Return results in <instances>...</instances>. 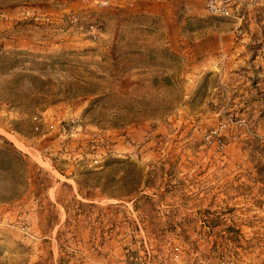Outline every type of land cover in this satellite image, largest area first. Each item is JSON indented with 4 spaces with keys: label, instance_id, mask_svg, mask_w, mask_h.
<instances>
[{
    "label": "rangeland",
    "instance_id": "1",
    "mask_svg": "<svg viewBox=\"0 0 264 264\" xmlns=\"http://www.w3.org/2000/svg\"><path fill=\"white\" fill-rule=\"evenodd\" d=\"M218 1L183 37L133 0H0V264H264V0Z\"/></svg>",
    "mask_w": 264,
    "mask_h": 264
},
{
    "label": "crops",
    "instance_id": "2",
    "mask_svg": "<svg viewBox=\"0 0 264 264\" xmlns=\"http://www.w3.org/2000/svg\"><path fill=\"white\" fill-rule=\"evenodd\" d=\"M133 6L134 11L137 13H146L155 15V17L165 16L171 21H180L181 26L178 36L181 34L183 37L187 35L199 36L200 32L190 30V26L195 21L209 18V14L205 9V0H133ZM205 32H207L205 37L201 41L196 40L194 45L201 44L205 52L209 53L216 46L217 33L210 30ZM183 43H186V40Z\"/></svg>",
    "mask_w": 264,
    "mask_h": 264
},
{
    "label": "trees",
    "instance_id": "3",
    "mask_svg": "<svg viewBox=\"0 0 264 264\" xmlns=\"http://www.w3.org/2000/svg\"><path fill=\"white\" fill-rule=\"evenodd\" d=\"M3 65H4V67L6 66V62L4 61V63H2ZM17 63H16V60H13V62H12V64L11 65H9V67L11 68V67H15V65H16ZM4 69V68H3ZM170 78H172L171 76H167V77H164L163 78V80H165V81H169L170 80ZM4 86H5V88L3 89L4 90V93H8V95H6V96H2L3 98H5V100L7 101V102H11V103H13V101H14V89L12 88V86H11V83L9 84V82H6L5 84H4ZM9 93H11L10 95H9ZM106 101V99H104V98H99V99H96L94 102H93V105H95V104H100V103H103V102H105ZM8 152V149H0V164H2L3 165V162L2 161H5L4 160V157L5 156H7L6 155V153ZM123 165H125V167H129V169H132V170H136V171H138L139 173L141 172V170H139L138 168H137V166H135L134 164H132V163H125V164H123ZM137 184L139 185L140 184V181H138L137 182ZM138 188H139V186H137V188L136 189H134L131 193V195H133V194H135V193H138L140 190H138ZM131 195H128V196H131ZM125 197H127V196H116V197H113V198H115V199H119V200H122L123 198H125Z\"/></svg>",
    "mask_w": 264,
    "mask_h": 264
},
{
    "label": "bare ground",
    "instance_id": "4",
    "mask_svg": "<svg viewBox=\"0 0 264 264\" xmlns=\"http://www.w3.org/2000/svg\"><path fill=\"white\" fill-rule=\"evenodd\" d=\"M107 2H103L106 4ZM221 3L218 0H206V7L211 14L214 15H225L228 14L226 6H220Z\"/></svg>",
    "mask_w": 264,
    "mask_h": 264
}]
</instances>
